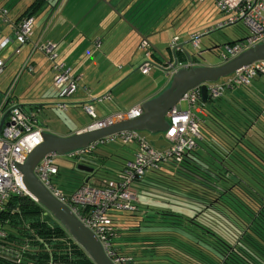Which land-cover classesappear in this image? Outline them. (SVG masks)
Returning a JSON list of instances; mask_svg holds the SVG:
<instances>
[{"label": "trees", "instance_id": "trees-1", "mask_svg": "<svg viewBox=\"0 0 264 264\" xmlns=\"http://www.w3.org/2000/svg\"><path fill=\"white\" fill-rule=\"evenodd\" d=\"M44 1L33 0L19 17L33 15ZM57 3L47 19L60 12L62 2ZM124 14L132 20V12ZM174 52L177 57L184 53L181 47ZM225 91L202 102L205 114L199 116L195 145L180 159L168 156L149 167L133 183L136 209L113 213L112 244L137 264H264V107L252 106L241 92ZM111 168L109 175L115 174ZM60 174L57 184L71 192L72 183L62 185ZM138 189L149 197L139 199ZM138 211L140 217L127 222ZM92 262L31 195L12 193L5 200L0 264Z\"/></svg>", "mask_w": 264, "mask_h": 264}, {"label": "built area", "instance_id": "built-area-1", "mask_svg": "<svg viewBox=\"0 0 264 264\" xmlns=\"http://www.w3.org/2000/svg\"><path fill=\"white\" fill-rule=\"evenodd\" d=\"M220 10L227 13V17L219 24L228 22H241L246 33L242 39L223 42L218 49L220 61H226L242 50L257 43L264 42V0H214ZM53 8V7H52ZM56 9L53 11V13ZM0 13L5 16L6 9L1 8ZM34 17L23 16L12 23V36H0V74L3 72L7 59L2 55L13 39L22 44L32 33ZM47 28L45 23L41 27L40 37ZM189 41L195 52L201 53V33H190ZM41 52L48 56L52 71V83L60 96L72 94L77 86V76L70 66L57 60L56 43L53 41H37L35 43ZM99 45V41L96 42ZM139 46L146 48L145 55L151 54L149 42L146 38L140 40ZM174 55V60L165 63L164 70L169 75L180 67H190L198 64L196 59L188 58L180 60L175 55V50L180 48L178 36H173L169 45ZM20 51V46L15 52ZM151 62L145 59L139 66L142 72H148ZM35 66L27 57L19 66L18 71L12 77L4 89H0V210L5 200L12 193H27L22 181V173L17 164L23 163L28 152L42 140V126L38 124V112L40 108L27 109L21 106L15 97L14 89L24 70L32 72ZM264 72V58L256 59L244 64L227 75L220 81H207L209 97L221 95L228 87L249 84L257 73ZM218 80V79H217ZM182 102L186 103V107ZM202 98L200 84L186 90L178 101L167 112L168 127L163 131L170 144L163 148H157L151 144L139 130L124 129L100 140L91 143L87 147L77 148L66 153L65 156L79 157L86 154L99 141L118 139L123 144L133 145L132 158L126 159L122 166L112 176H99L91 180L86 178L71 192H65L56 182L59 171L57 152H48L41 157L35 166V173L45 186L61 201L65 202L76 216L88 226L100 240L105 253L114 264H137L134 257L127 253L119 252L112 244L114 235L112 227V215L116 211L136 209V193L133 187L134 180L145 174L149 167H155L159 162L173 156L180 159L183 152L196 143L200 136L199 116L195 110H202ZM65 105V104H60ZM85 109L94 117L92 105L85 104ZM6 116L2 121L3 114ZM142 112L141 102H136L130 107L116 110L97 124L114 122L116 120L131 118ZM92 176V175H90ZM91 264H94L93 262Z\"/></svg>", "mask_w": 264, "mask_h": 264}, {"label": "crops", "instance_id": "crops-1", "mask_svg": "<svg viewBox=\"0 0 264 264\" xmlns=\"http://www.w3.org/2000/svg\"><path fill=\"white\" fill-rule=\"evenodd\" d=\"M32 1L33 0H0V9L1 8L6 9L5 16H2L0 13L1 37L5 35H11V37L14 38V36H12V23L21 18L19 16L21 15V13L25 11L27 6ZM110 1L114 5H118L119 7H121L120 11L122 13L126 12L127 10H129V12H132V16L130 17H132L133 21L132 20L131 21L146 36V38H148L149 40L148 42L154 45V47L149 45L151 54L148 57L145 55L146 48L141 46H140L141 48L139 47L140 40L143 37H141L135 30H133L103 0H45L42 7L40 6V8L33 14L34 25H33L32 33L29 35L28 39L25 40L20 45L19 42L13 39L12 43L9 44V46L2 52V55L6 59L13 58L15 57V55H21L18 61L19 66L27 57H29L33 61L35 66L32 73H35L37 70L36 69L37 57L35 52L36 51L35 49H37V47L35 43L37 41L45 42V40L46 42L53 41L56 43L55 50L57 51L58 54L57 60L63 62L67 66H70L73 73L77 76V80H78V86L72 94L68 96H60L56 91L57 94L60 96V100L58 101L59 106H61V108H63L66 111L67 115L70 118H72L75 123H77L75 128L72 129L69 127L67 133L85 127L90 123H92L94 120L106 116L105 114L99 118L92 120L88 118V116L83 115V118L81 119L82 122L79 123L78 120L80 119V117H82V115L78 114L77 110L80 107H84L85 104L92 105L95 114H96L95 105L97 104L96 102H98L99 107L104 109H106V107L103 106V103L106 106L109 105L110 106L109 109L116 106L118 110H122L130 107L136 102H142L144 99L157 94L168 84L167 81L157 88L148 91L145 90L141 92V90L148 87L145 86L138 92L131 94V96L129 95L126 99L125 97L127 96L128 91L126 90L118 91L117 89L114 90L117 84H119L121 81H123L127 76L131 74L130 72L133 69L134 65L138 64L137 65L138 68L145 59L150 60V62L152 63L151 68L154 65H157L164 70L166 61H164L165 59L158 52L154 50V48L156 47L159 51H161V53H163V45L161 44L163 39L160 38L161 35L157 36L156 34H154L155 35L154 37H150L148 33L157 32L158 28L170 27L169 28L170 30L167 31V34L169 35L166 43L168 42L169 45L170 39L173 36L177 35L178 43L183 50V47L187 48L186 43L190 42L189 41L190 33L195 31H200L199 29H201L199 27H195L194 25H192V22L183 23L182 21L185 16L183 14H185L186 12H187L186 14L192 13V4H194L197 0H110ZM61 2L62 4L59 10L60 12L62 11V14L58 18L57 16L60 12L55 14L56 16L54 20L51 21L50 25L48 26L50 19L47 18L50 11L53 12L56 9L54 5L56 3L60 4ZM51 6H53L52 9ZM94 11L95 14L94 16H92ZM84 17H87V19H84ZM98 20L100 24L96 25ZM82 21L85 22L84 26H81ZM220 21L222 20L218 19L216 22H220ZM45 23L47 24L48 28H46L45 31H43L44 33L40 37V31H42L41 27H43ZM210 27L211 25L206 26L204 27V30ZM92 33L94 34L93 36ZM98 41H99V45H96V42ZM134 44H137V48H140L142 50L141 61H133L134 55H132L133 54L132 49ZM17 46H20L19 52H15V48ZM169 58L171 60H174V55L172 53V50L169 54ZM192 58L196 59L198 64H200L198 60L199 59L198 55L194 56L192 54ZM178 59L186 60L188 58L186 57L185 53H182V57L179 55ZM42 63H44V60ZM16 66L17 64L15 65V67ZM47 68H48L47 72L50 71L49 74L52 79L50 60ZM148 72H142V73L146 74ZM42 74L43 73H40L39 77ZM137 85L138 84H136V86ZM56 92L49 91L46 94L42 93L40 95L43 96L49 95L50 99H52L53 96H56L53 95ZM15 97L18 103H23L18 101V97L16 96V94ZM125 102L126 103L130 102V103H127L126 106H123ZM62 103L65 105L64 106L60 105ZM33 107H39V106L38 105L29 106V108H33ZM195 112L197 113L198 116H203L205 114V112L203 111V107L202 110H195ZM88 114L90 115V113ZM38 124L43 128H47L56 132L49 125L45 123H41L39 118H38ZM169 144L170 141L168 140L167 146ZM133 147L134 146L132 145V148L130 149V154H127V157H125L123 161H121V163H119L118 165L113 162V159L110 161V163H107L108 167H112L111 170L109 171L115 173V171H117L122 166L123 162L126 159L132 158ZM163 147H159V148H163ZM93 148H91L88 152H90ZM108 154L111 153H104L103 155L107 156ZM82 158L83 160L90 161L92 163L90 165H93L94 167H96L95 163H98L99 160V158L94 156L93 154L87 155V153L84 154ZM76 163H78V160L72 161V164L74 166L76 165ZM72 166L69 167V172ZM105 173L106 171H103V173H100L99 175L94 174L92 176H90L91 173H89L87 176H90L91 180H95L97 179L96 177L99 176H103V177L112 176L109 175L108 173L106 174Z\"/></svg>", "mask_w": 264, "mask_h": 264}, {"label": "rangeland", "instance_id": "rangeland-1", "mask_svg": "<svg viewBox=\"0 0 264 264\" xmlns=\"http://www.w3.org/2000/svg\"><path fill=\"white\" fill-rule=\"evenodd\" d=\"M186 13L183 14L185 15L184 19L182 20L183 23L192 22V25H194L195 27L201 28L199 29L200 33L202 34L201 35V45L203 49L205 48L206 49L198 56L199 58L198 60L200 63H216L220 61V57L218 56V48L214 47V48L208 49V47L212 46L211 43L213 40L215 41V43L221 44L223 42H226L229 39H235V38L242 37L246 33L245 27L239 21L234 22V23H228L223 26H219L218 22L216 21L218 19L224 20L228 14L220 10L213 0H202V1L197 0L194 4H192V13L190 14H186ZM61 14H62V11L58 14L57 18ZM94 14H95V11L93 12L92 16H94ZM84 19H87V17H84ZM53 20H54L53 18L50 19L48 26ZM84 24L85 22L82 21L81 26H84ZM97 24H100L99 20L97 21L96 25ZM210 25L211 27L206 29L208 32L204 30V27L210 26ZM169 28L170 27L158 28L157 32L150 31L151 33H148L150 37H154L155 36L154 34H156L157 36L161 35L160 38L163 39L161 44L163 45V53H164L162 54L167 58H169V54L171 52V50H169V48L167 47L168 42L166 43L168 39V35H169L167 34V31L170 30ZM93 35L94 34L92 33V36ZM186 47L190 51H193V47L190 42L186 43ZM140 48H137V44H134L133 49H132V52H133L132 55H134L133 61H141L142 50ZM35 50H36L35 52H36V57H37V68H36L37 70L35 73L24 70L21 73L20 78L15 86L14 92L16 96L18 97V101L24 102V106L26 108L31 109L29 108L31 104H37L39 106L40 111L38 112V118L40 119L41 123H45L49 125L59 134H65L69 130V127L73 129L76 127L77 123H75L73 119L67 115L66 111L63 108H61V106H59L58 101L60 100V96L57 94L52 84V79L49 74L50 71L47 72L48 70L47 66L49 64L48 56L45 55L43 52H41L40 48H37ZM20 57L21 55H15V57L7 59L6 66L3 72L0 74V89L5 88L7 84L10 82V80L12 79V77L15 75V73L18 71L19 69L18 61ZM43 60H44V63H42ZM123 63H126V62H123ZM16 64L17 66L15 67ZM137 65L138 64L134 65L133 69L130 72L131 74L127 76L119 84H117L114 89V90L117 89L118 91H123V90L128 91L125 99L129 95L131 96V94L138 92L145 86H148V87L141 90V92L145 90L148 91V90L157 88L169 80V75L166 74V72L163 69H161L160 66L153 64L154 66L151 68V70L145 74L139 70V67L137 68ZM40 73H43V74L39 77ZM226 77L227 75L222 76L218 78V80L216 81H220L222 78L225 79ZM136 84L138 85L136 86ZM49 91L56 92L55 94H53L56 96H53L52 99H50L49 95H46V96L40 95L42 93L46 94ZM231 91L243 93L247 97L248 102L252 106L264 107V74H258L252 77L248 85H237L233 87H228L226 88L225 92L228 93ZM253 101L255 104L253 103ZM96 103H97L95 105L96 114L94 115V117L89 115L87 113L88 111L84 107L78 108L77 113L82 115V117H80V119L78 120L79 123L82 122L81 119L83 118V115H86L88 116V118L93 120V119L101 117L102 115H105V114L107 115V114L112 113L115 110H118L116 106L109 109L110 106L109 105L106 106L103 103V106L106 107V109H104V108L99 107L98 102ZM127 103H130V102H127ZM127 103L125 102L123 106H126ZM182 104L184 107H186L185 102H182ZM227 106L230 108V105L227 104ZM227 106L225 103H223L222 105V107L225 110H228ZM139 131L141 134H143L146 137V139L150 143H152L157 148L167 146L168 144V140L164 137L162 131H149V130H139ZM131 148H132L131 144L129 143L122 144L118 139L99 141L97 142V145L90 152H87V155L93 154L94 156L99 158L98 163H95L96 167H94V170L97 168L95 171V174L99 175L100 173H103V171H108V169H110L107 163H110L112 159H113V162L116 163L117 165L121 163V161H123V159L127 157V154H130ZM104 153H111V154L104 156L103 155ZM82 157L83 155L79 157L67 158L65 154H62V155L58 154V157H57V161L60 165L59 169L61 173L60 183H62V185L72 183L71 186H69V188L73 187L72 190L79 185L81 178L85 174V172H83L82 170L76 169L77 171L70 170V172L66 171L67 173H65V169L62 167L66 166L69 168L73 165L72 161L79 160ZM137 197L140 199L141 197L145 198L149 196H147V194L145 196L144 192L141 189H138ZM137 213L138 215L132 216V218H128L129 220L127 222H133L132 220H136V218L140 217V213H142V211H138ZM148 227L152 228V225H149Z\"/></svg>", "mask_w": 264, "mask_h": 264}, {"label": "water", "instance_id": "water-1", "mask_svg": "<svg viewBox=\"0 0 264 264\" xmlns=\"http://www.w3.org/2000/svg\"><path fill=\"white\" fill-rule=\"evenodd\" d=\"M103 1L109 4V6L141 37L146 38L138 27L121 12L116 5L110 0ZM228 23L218 25L223 26ZM146 39L148 40V38ZM240 39H242V37L229 39V41ZM211 44L212 46L208 47V49L214 47L218 48L222 43L217 44L213 40ZM149 45L154 47L150 42ZM205 49L201 48V53ZM154 50L165 59L164 61H171L170 58L165 57L156 47ZM183 51L187 58L192 57L193 51L185 47H183ZM261 58H264V42L250 46L226 61L200 63L190 67H180L169 77L168 84L162 90L141 102L142 112L131 118L116 120L114 122L105 121L103 124H97L96 121L103 120L105 118L104 116L94 120L85 127L67 134H59L44 128L42 130V140L30 149L23 163L17 164L22 173V181L26 192L34 199L38 200L45 208V212L50 213L53 218L67 230L69 235L84 248L94 264H114L105 253L96 234L76 216L65 202L54 196L36 175L34 171L36 164L41 157L48 152L54 151L59 155H66V153L71 150L87 147L105 136L124 129L164 131L169 124L167 120L168 110L173 105L178 104L179 99L186 90L200 84L201 98L203 101H207L209 99L206 86L207 81H215L222 76L230 74L238 67ZM19 104L24 106V102ZM32 105L37 104H31L30 106ZM5 116L6 112L3 114L2 121ZM76 168L89 172L91 173L90 175L95 174L94 166L87 162L76 163ZM89 177L90 176H87L86 180Z\"/></svg>", "mask_w": 264, "mask_h": 264}, {"label": "flooded vegetation", "instance_id": "flooded-vegetation-1", "mask_svg": "<svg viewBox=\"0 0 264 264\" xmlns=\"http://www.w3.org/2000/svg\"><path fill=\"white\" fill-rule=\"evenodd\" d=\"M85 172V171H84ZM95 175H97V174H95Z\"/></svg>", "mask_w": 264, "mask_h": 264}]
</instances>
